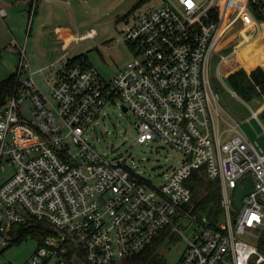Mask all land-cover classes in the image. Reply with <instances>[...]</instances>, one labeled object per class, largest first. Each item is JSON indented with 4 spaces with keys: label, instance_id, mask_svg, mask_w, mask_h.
Segmentation results:
<instances>
[{
    "label": "built area",
    "instance_id": "1",
    "mask_svg": "<svg viewBox=\"0 0 264 264\" xmlns=\"http://www.w3.org/2000/svg\"><path fill=\"white\" fill-rule=\"evenodd\" d=\"M232 28L238 39L212 75L213 52ZM93 36L89 31L71 41ZM123 36L133 57L112 78L104 79L89 61L67 58L66 51L52 81L44 76L45 89L33 77L44 68L30 71L24 49L18 50L20 84L0 100V246L16 236L15 226L34 218L57 234L23 264H72L75 258L115 264L163 231L185 239L176 264H264V149L221 112L222 88L215 84L225 85L222 66L226 76L239 68L250 73L240 55L250 50L246 59L252 58L258 39L264 46V0H160L127 21ZM115 102L137 117V142L160 139L183 153L162 182L103 156L84 137ZM263 109L264 101L251 118L264 138ZM194 171L217 182V217L185 212ZM247 176L252 190L236 208V189Z\"/></svg>",
    "mask_w": 264,
    "mask_h": 264
},
{
    "label": "rangeland",
    "instance_id": "2",
    "mask_svg": "<svg viewBox=\"0 0 264 264\" xmlns=\"http://www.w3.org/2000/svg\"><path fill=\"white\" fill-rule=\"evenodd\" d=\"M139 1L49 0V2H39L37 12L30 18L29 12L28 15L26 13L23 26V37L27 39L23 49L29 69L37 71L44 68L42 73L35 72L33 76L35 83L45 89L44 76L52 81L55 72L61 68L63 62L58 59L66 51L67 58L79 54L85 55L104 79L112 78L133 57L123 36L127 21H133L138 15L160 3V0H145L131 11ZM197 1L203 2L204 0ZM56 26L70 27L75 36H83L89 31H94V36L83 38L78 42L73 40L61 44V41L55 39L54 28ZM70 39L68 35L66 41ZM237 39L235 29H230L221 39L210 60L212 75L215 74L222 56L230 53ZM14 51V54L4 58L5 62L0 59V80L16 70L20 54L17 49ZM227 68L226 66L220 67L225 83L224 86L221 85L220 90V110L240 122L249 137L257 139L264 149V138L257 137V132L260 133L262 128L255 118H251V109L257 110L264 99L257 97L244 102L234 97L229 91L230 87L225 75ZM28 72L22 73L21 78H26ZM248 118L251 120L248 121ZM259 118L264 124V119L260 114ZM137 123L138 119L131 110L124 111L118 102L110 103L103 108L100 117L96 123L91 124L84 137L103 156L123 160L152 183L158 184L169 175L172 168L180 164L183 153L166 145L160 139L137 142ZM184 231L188 236L190 230ZM177 238L174 241L168 238L164 244L159 246V251L165 257L166 264H176L184 250L185 239ZM36 247L37 242L31 236L19 244L0 246V264H23ZM82 264L86 263L82 262Z\"/></svg>",
    "mask_w": 264,
    "mask_h": 264
},
{
    "label": "trees",
    "instance_id": "3",
    "mask_svg": "<svg viewBox=\"0 0 264 264\" xmlns=\"http://www.w3.org/2000/svg\"><path fill=\"white\" fill-rule=\"evenodd\" d=\"M145 0H140L131 9L135 10ZM125 18V16H124ZM235 29L236 28H232ZM251 51L254 55L246 59L249 53L241 57L245 61V65L249 67L250 73L243 68L236 69L227 76L230 89L241 97L244 101H249L257 97L264 98V46L259 41ZM72 60L84 59L88 61L83 54L73 56ZM20 84V76H18L17 68L8 77L0 81V100L10 94ZM264 119V109L261 113ZM187 184L191 188L190 202L185 205V212L191 215H206L210 219L217 217L220 211V190L216 181L209 180L197 171H194L187 180ZM16 236L7 244H19L30 236L37 242V246L42 244L44 239L49 235L57 234V231L45 220L28 219L26 223L17 225L13 228ZM180 236L169 231H163L159 236L154 238L142 251L131 257L123 258L115 264H166L165 257L160 253L159 246L164 244L166 239L170 241L177 240ZM69 245V258H72L74 247L71 242ZM81 255V252H76Z\"/></svg>",
    "mask_w": 264,
    "mask_h": 264
},
{
    "label": "crops",
    "instance_id": "4",
    "mask_svg": "<svg viewBox=\"0 0 264 264\" xmlns=\"http://www.w3.org/2000/svg\"><path fill=\"white\" fill-rule=\"evenodd\" d=\"M34 1L37 7L32 10L31 8ZM43 1L49 2V0H0V9L2 10L0 12V59L2 62H5V57L15 53L14 49L18 51L20 48H24V44L27 40L26 37H23V26L26 21V13L28 15L29 12L28 16L30 18L31 15L37 12L39 2L41 3ZM54 35L57 41H61V44L63 41H65L64 43L71 41V39L68 42L66 41L68 35L71 38L75 36L70 27L64 28L61 26H56L54 28ZM82 262L81 258L72 260V264H82Z\"/></svg>",
    "mask_w": 264,
    "mask_h": 264
},
{
    "label": "water",
    "instance_id": "5",
    "mask_svg": "<svg viewBox=\"0 0 264 264\" xmlns=\"http://www.w3.org/2000/svg\"><path fill=\"white\" fill-rule=\"evenodd\" d=\"M215 84L219 88H222L217 80H215ZM122 108L124 111H126L125 107H122ZM246 180H247V182H246L244 187L238 186L236 189V193L234 196V203H235L236 208H240V206L242 204V198L252 190V182H251L250 176H247Z\"/></svg>",
    "mask_w": 264,
    "mask_h": 264
},
{
    "label": "bare ground",
    "instance_id": "6",
    "mask_svg": "<svg viewBox=\"0 0 264 264\" xmlns=\"http://www.w3.org/2000/svg\"><path fill=\"white\" fill-rule=\"evenodd\" d=\"M259 41H261V40L258 39V40L253 44V47L250 48V49H253V48L255 47V45H256ZM249 51H250V50H248V51H246V50L242 51V53H241V55H240V58H241L243 55L248 54Z\"/></svg>",
    "mask_w": 264,
    "mask_h": 264
}]
</instances>
